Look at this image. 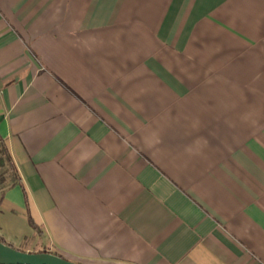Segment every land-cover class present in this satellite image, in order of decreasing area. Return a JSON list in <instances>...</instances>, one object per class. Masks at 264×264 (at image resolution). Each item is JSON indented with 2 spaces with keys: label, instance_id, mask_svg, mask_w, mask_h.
I'll return each mask as SVG.
<instances>
[{
  "label": "crops",
  "instance_id": "crops-1",
  "mask_svg": "<svg viewBox=\"0 0 264 264\" xmlns=\"http://www.w3.org/2000/svg\"><path fill=\"white\" fill-rule=\"evenodd\" d=\"M0 239L79 264H264V0H0Z\"/></svg>",
  "mask_w": 264,
  "mask_h": 264
},
{
  "label": "water",
  "instance_id": "water-1",
  "mask_svg": "<svg viewBox=\"0 0 264 264\" xmlns=\"http://www.w3.org/2000/svg\"><path fill=\"white\" fill-rule=\"evenodd\" d=\"M0 264H79L50 253H30L0 242Z\"/></svg>",
  "mask_w": 264,
  "mask_h": 264
},
{
  "label": "trees",
  "instance_id": "trees-1",
  "mask_svg": "<svg viewBox=\"0 0 264 264\" xmlns=\"http://www.w3.org/2000/svg\"><path fill=\"white\" fill-rule=\"evenodd\" d=\"M0 152L3 155V157L5 158V160L10 162V159H9L7 153H6V150H5L4 146L1 143H0ZM0 163H2V160H0ZM0 242L4 243L1 239H0Z\"/></svg>",
  "mask_w": 264,
  "mask_h": 264
},
{
  "label": "rangeland",
  "instance_id": "rangeland-1",
  "mask_svg": "<svg viewBox=\"0 0 264 264\" xmlns=\"http://www.w3.org/2000/svg\"><path fill=\"white\" fill-rule=\"evenodd\" d=\"M1 158H3V155L1 154V152H0V160H1ZM2 170L0 169V172H1Z\"/></svg>",
  "mask_w": 264,
  "mask_h": 264
}]
</instances>
